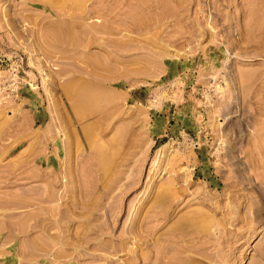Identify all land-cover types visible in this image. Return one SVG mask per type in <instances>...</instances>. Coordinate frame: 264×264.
<instances>
[{
	"label": "rangeland",
	"instance_id": "374dc122",
	"mask_svg": "<svg viewBox=\"0 0 264 264\" xmlns=\"http://www.w3.org/2000/svg\"><path fill=\"white\" fill-rule=\"evenodd\" d=\"M76 1L0 0V264H264V0Z\"/></svg>",
	"mask_w": 264,
	"mask_h": 264
},
{
	"label": "bare ground",
	"instance_id": "6f19581e",
	"mask_svg": "<svg viewBox=\"0 0 264 264\" xmlns=\"http://www.w3.org/2000/svg\"><path fill=\"white\" fill-rule=\"evenodd\" d=\"M77 1H78V0H77ZM77 1H76V2H77ZM79 1H80V0H79ZM78 25H79V24H78ZM69 32H70V31H69ZM64 35H65V34H64ZM73 37H74V36H73ZM62 40H63V39H62Z\"/></svg>",
	"mask_w": 264,
	"mask_h": 264
}]
</instances>
